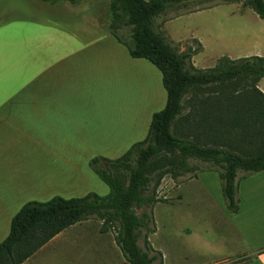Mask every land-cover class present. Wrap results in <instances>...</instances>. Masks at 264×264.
<instances>
[{
    "label": "crops",
    "instance_id": "1",
    "mask_svg": "<svg viewBox=\"0 0 264 264\" xmlns=\"http://www.w3.org/2000/svg\"><path fill=\"white\" fill-rule=\"evenodd\" d=\"M39 1L48 6L53 20L29 24L19 20L11 26L12 31L0 30V244L9 236L12 219L26 203L67 198L64 193L88 184L92 180L88 160L123 156L134 144L127 148L121 146L122 142L136 135L138 128L149 132L154 115L148 111L154 88L152 81L148 85L147 60L133 58L109 28L85 22L74 26L72 15L77 5ZM239 4L242 7V3L233 5ZM248 9L237 7L231 16L245 14ZM230 41L237 51L225 53L216 63L223 56L264 57V39L254 31L241 27ZM162 85L158 76L159 93ZM257 87L264 93V78ZM102 140L111 142L113 148L99 146ZM113 150L116 154L105 152ZM207 174L219 177L214 171ZM201 177L191 181L205 187ZM239 192L237 214H230L224 200L222 203L241 246L264 264V235L258 233L262 226L249 225L264 224V200L259 199L264 196V171L242 180ZM73 227L30 259L46 264L43 257L48 248L61 238L67 241L69 235L65 234Z\"/></svg>",
    "mask_w": 264,
    "mask_h": 264
},
{
    "label": "trees",
    "instance_id": "2",
    "mask_svg": "<svg viewBox=\"0 0 264 264\" xmlns=\"http://www.w3.org/2000/svg\"><path fill=\"white\" fill-rule=\"evenodd\" d=\"M209 1L112 0L109 29L133 58L145 59L161 72L166 106L153 115L147 137L123 156L91 161L110 194L26 203L0 244V264H24L61 232L91 219L101 223V234H114L129 264H165L150 235L157 232L155 206L167 202L160 197L167 178L178 186L187 176L217 172L227 211H240L241 181L264 171V93L257 87L264 78V57L223 56L214 67L201 69L192 60L202 45L179 54L154 27L168 7ZM215 1L242 3L243 9L250 8L264 20V0ZM213 88L222 90L198 99L202 91Z\"/></svg>",
    "mask_w": 264,
    "mask_h": 264
},
{
    "label": "rangeland",
    "instance_id": "3",
    "mask_svg": "<svg viewBox=\"0 0 264 264\" xmlns=\"http://www.w3.org/2000/svg\"><path fill=\"white\" fill-rule=\"evenodd\" d=\"M111 2L112 0H80L73 4L77 5L73 10L78 17L72 15V23L74 26L85 22L99 28H110ZM47 7L39 0H0V30L12 31L11 26L17 24L19 20L27 24L33 23L34 20L50 22L53 18L50 19L51 12ZM207 7L212 8L198 11ZM237 7L242 9L241 4L235 6L215 0L203 4L171 6L156 18L154 27L179 54L188 53L204 45L206 50L203 48L199 54L194 55L192 62L201 69L212 68L217 58L225 53L237 51L230 43V36L241 27L258 33L260 38L264 39V20L250 8L245 14L237 13L231 16ZM8 26L10 29L6 28ZM144 63L149 69L148 85L152 81L154 88L153 100L148 101V111L155 114L166 106L167 93L163 85L162 92L159 93L157 90V77L160 76L162 79L160 71L150 62ZM134 88L135 84L132 85V90ZM221 90L207 89L201 92L198 99L203 100ZM142 131V128H138L137 134H132V137L122 142L121 146L130 148L136 142L143 141L148 130L146 133ZM131 140L132 143L128 142ZM110 144L112 143L108 140L99 142V146L111 150L113 145ZM105 152L116 154L114 152L117 151ZM92 159L86 163L92 180L88 184L84 183L80 189L64 193V196L70 198L89 193L101 196L110 194L109 186L91 172ZM207 173L209 172L199 174L203 175L200 179L205 181L203 182L206 184L205 187L200 182H192L189 176L185 177L180 188L172 179H165L160 189V197L167 199V202L159 203L154 208L157 232L150 235L154 248L163 254L165 264H259L257 255L241 246V240L223 204L220 178L218 175ZM259 199L264 200V196ZM249 225L255 228L261 225L262 229L258 233L264 235L263 223ZM99 227L98 220L91 219L71 228L65 234L69 235L67 241L61 238L48 248L43 257L46 258L45 263L129 264L115 243L114 234H101ZM140 246L143 248L142 239ZM34 261L37 260L30 259L26 264H39Z\"/></svg>",
    "mask_w": 264,
    "mask_h": 264
}]
</instances>
